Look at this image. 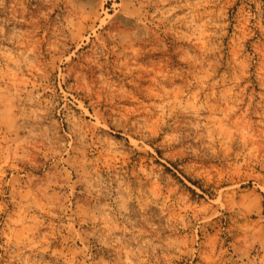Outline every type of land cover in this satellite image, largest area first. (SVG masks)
<instances>
[{
    "label": "rangeland",
    "instance_id": "rangeland-1",
    "mask_svg": "<svg viewBox=\"0 0 264 264\" xmlns=\"http://www.w3.org/2000/svg\"><path fill=\"white\" fill-rule=\"evenodd\" d=\"M0 264H264V0H0Z\"/></svg>",
    "mask_w": 264,
    "mask_h": 264
}]
</instances>
